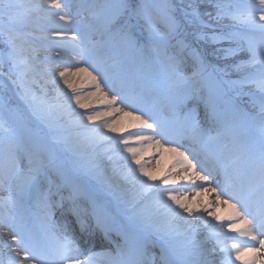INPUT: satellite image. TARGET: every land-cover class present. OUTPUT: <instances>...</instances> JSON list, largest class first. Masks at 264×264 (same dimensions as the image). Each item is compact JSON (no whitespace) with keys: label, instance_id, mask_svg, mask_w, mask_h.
<instances>
[{"label":"bare ground","instance_id":"6f19581e","mask_svg":"<svg viewBox=\"0 0 264 264\" xmlns=\"http://www.w3.org/2000/svg\"><path fill=\"white\" fill-rule=\"evenodd\" d=\"M47 2L50 0H24L25 8H39L40 11L30 12L27 18H21L22 23L26 25L23 31L30 33L31 37L35 38L31 43L35 49V61L29 56L28 67L21 69V71L27 72L21 87L16 86V74L10 73L6 65L3 67L13 80V90L24 99L25 106L28 108L27 115L25 111V113L22 111V107V109L18 108V114L23 115L25 120L29 121L31 128L37 134L32 137L30 130L24 129V127L21 129L20 124L15 123V113L12 114L14 118H11L3 111L0 113V135L6 136L2 139L5 142V148H7V141L10 137L16 139L19 147L21 172L26 171L25 165L29 164L28 157L39 148L37 155L31 159L30 167H39L40 173L37 176V183L30 191L18 187L16 179L9 181L5 178V182L0 186V199L6 203L10 201V206L0 207V261L7 264L8 253L11 248L16 247L15 244H12V236L17 230L13 228L12 218H9L11 213L12 217L16 218L15 222L21 218V222L36 223L44 234L45 229H51L53 221L59 228L68 225L70 234L74 236L80 252L84 257L94 255V264H131L137 249H142L145 254V264H168V261L172 259L168 245L150 228L138 224L133 219L138 211L151 204L155 199V194L142 196L144 189L139 185L134 186L124 181L123 177L127 174L128 165L121 159L124 153L118 143L119 137L106 133L103 128L97 125H90L87 121H82L83 110L76 108L75 104L71 102L72 94L64 88L57 76V73L65 67L71 73L75 67L84 66L83 63L77 65L76 61L81 60L83 50L88 48L89 41L95 42L92 47L93 51L97 48L101 49L104 38L102 33L98 32L100 24L107 20L109 15L106 10L109 0H63L64 6L59 12L71 19L73 21L71 24H64L57 16L50 15L57 10L49 9L46 6ZM7 14L8 9L5 8V35H8ZM147 16L156 25V32L165 30V23H162L160 19H152L149 15ZM54 33H63L67 36L79 35L76 41H71L53 39ZM73 44L76 45L75 48L72 46ZM101 53L100 61L91 59L89 62L100 64L111 75L126 80V89L132 93H142L143 95L151 93L150 89L141 83H136L134 79L136 72L143 68L141 65L143 59L139 57V49L135 54H129L126 61L122 58V61L116 65L110 64L107 60V66L101 62L102 59H106L110 55L111 50L103 49ZM122 54L117 52L118 56ZM175 55L178 58L175 64L178 69L188 70L190 65H193L188 56L182 59L178 53ZM89 70L91 71V69ZM65 79L73 89H80L81 85H84L81 91V103L100 106L99 108L90 107L89 111L109 110L100 104L99 94L89 95L94 89L87 86L86 79L72 75ZM53 80L55 83H52ZM112 87L114 92L119 93L118 89L121 90L118 81H113ZM5 91V96L9 97L8 89L6 88ZM108 95L110 97L112 92H109ZM33 97L36 99L34 100ZM0 98L3 99V96ZM120 107L124 108V105H120ZM184 108L196 112L195 129L205 141L208 138L210 140L217 139L218 155L221 151L223 152L221 155H225L220 166L221 170L232 161V158L228 156L229 151H233L237 155L239 154L236 149L238 145H245L247 149H250V144H258L257 139L260 136L255 134V138L247 139L248 128L242 126L238 117L213 113L210 99L205 96V93L196 92L193 94V100ZM166 109L170 108L167 106ZM216 111H220V109L217 107ZM49 112H51V116L47 115ZM166 112L164 110V115L169 116ZM230 115H232L231 111ZM28 117H31L30 119L35 123L30 122ZM36 124L39 125L38 129ZM129 124L127 118H122L114 127L121 130ZM26 125L28 127V124ZM102 137L109 138L102 139ZM157 138L159 139L158 136ZM161 143L164 144V147H169L163 140ZM54 146L61 150V153L67 157L66 160L55 158ZM156 152L155 147L143 151L141 153L142 163L145 164L147 171L163 176L170 171L173 157L170 153L163 152L160 156H156ZM240 153L239 155L246 160L253 156L249 155L247 151ZM217 179L219 180V178ZM85 181L88 183L87 186L84 184ZM91 182L108 194L105 197L99 194L101 191L95 187L93 189ZM74 185H79L86 196L74 200ZM41 193L46 195L48 202L53 205L50 209L41 202ZM135 198H139L141 203L134 211L132 202ZM188 202L194 203L196 207L200 208L207 204L208 211L221 218L230 212L225 205H217L215 198L206 193H201L195 201L192 196H188ZM6 209L8 212L4 211ZM74 209L79 211L80 217L84 221L85 231L83 232L76 223ZM101 209L114 221L110 223L107 234L102 228L97 227V221L93 215L94 211ZM181 215L192 221L194 227L198 229L195 239L201 247L202 258L199 261H193V264H224L225 256L219 249L224 244L233 242L232 239L225 238L234 237V234L224 232L223 228H218L214 234L212 228L204 227L201 221L195 217H187L184 213ZM200 216L209 220V224L215 223L209 219L207 212H201ZM168 219L170 217L157 215L152 222L160 224ZM20 225L22 226V223ZM20 225L17 224V226ZM172 226L176 232H183L187 227L182 221H173ZM3 227L8 228L7 231ZM29 230L31 229H27V231ZM51 236L55 239L52 232ZM191 236L192 234L189 233V237ZM184 242L183 237L177 236L174 244L178 246ZM238 243L248 245L251 244V241L240 240ZM5 244L9 247L5 248ZM22 254V252L18 253L19 256ZM16 258L18 259V257Z\"/></svg>","mask_w":264,"mask_h":264},{"label":"snow or ice","instance_id":"6c2138e0","mask_svg":"<svg viewBox=\"0 0 264 264\" xmlns=\"http://www.w3.org/2000/svg\"><path fill=\"white\" fill-rule=\"evenodd\" d=\"M249 2L252 3L253 7L247 16L241 18L238 13L234 12L231 14V18L236 24L258 29L264 34V0H249ZM46 6L49 9L57 10L50 15L57 16L64 24L73 23L71 19L59 12L64 6L63 0H50ZM128 7L129 5L126 4L125 0H109V4L106 5L109 14L108 28L109 30L114 28V34L123 43L135 48L138 47V41L129 25L122 20V16L127 12ZM189 7L191 11L182 10L185 24L190 27L193 25H198L201 28L208 27L202 20V14L199 10L191 7V5ZM5 8L8 9V35L4 33ZM217 8L219 11H223L221 5L218 4ZM33 11L38 12L40 9L25 8L24 0H0V69L6 65L10 73L16 74L15 83L18 88L21 87L22 80L27 75V72L21 71V69L28 67V57L31 56L32 60L35 61V49L31 46L32 40L35 38L31 37L30 33L23 31L26 25L21 21V18H27L28 14ZM173 11L167 8L165 10V26L168 35H174L179 28V23L172 14ZM134 15L138 21L144 23L150 34L157 35L156 25L149 20L143 5L136 8ZM203 15L213 18L210 12H205ZM215 18H219V14ZM78 35L67 36L63 33H54L53 39L76 41ZM196 39L211 45H219L226 41L239 44L241 40H244V43L248 44L247 51L250 59L244 64L233 65V70L239 71L245 66L255 68L256 65H259L260 79L256 81L255 73L250 72L244 75L243 80L236 83H256L259 91L264 93V45L257 49L238 32L216 35L215 30H212L211 34L201 31L196 34ZM72 46L76 47L75 44ZM237 51V48L231 47L217 49L218 53H223V59H230L236 55ZM93 55L92 48H85L81 60L76 61L77 65L83 63L84 66L75 67L71 73L65 67L57 73V76L64 88L72 94L71 102L75 104L76 108L83 110L82 121H87L90 125H97L103 128L106 133L119 137L118 143L124 153L121 159L128 165L127 174L123 177L124 181L134 186L139 185L144 189L142 196L155 194V199L151 204L138 211L133 219L138 224L150 228L168 245L172 257L168 264H193V261H199L202 258L201 247L195 239L198 229L194 227L192 221L185 219L181 213L187 217H195V219L200 220L204 227L212 228L214 234L218 228H223L226 233L234 234V237L225 238L232 239L233 242L226 243L219 249L225 256L224 264H264V99H261L257 105L259 109L258 125L261 133V145L258 154L250 156L244 162L242 171H238L236 174L229 175L230 165L224 166L218 180L211 172L207 171L205 164L190 149L183 148V144L179 140L167 139L171 134L182 136L185 130L191 127L189 140L192 143H206L204 138L198 135L195 127H192L186 118L181 117L179 112L181 104L178 101H173L169 116L154 112L150 114L148 111L133 107L127 102L126 96L114 92L112 87L113 81H118L121 92H123L127 87V81L116 75H111L100 64L90 63ZM193 56L198 60L200 59L197 53H193ZM165 58L166 53H161L162 62H166ZM69 75L81 76L86 79L87 86L94 89L89 95L96 96L99 94L100 104L109 110L89 111L90 107L99 108L100 106L81 103V91L84 85H81L80 89H73L68 80L65 79ZM52 83H55V80ZM173 87L177 97L182 90V86L178 83L174 86L169 85V100H172ZM109 92H112L110 97ZM33 99L36 98L33 97ZM120 105H124L129 110L123 111ZM4 107V104L0 103V113L4 111ZM47 115L51 116V112ZM122 118H127L130 124L118 130L114 125ZM157 136L159 139L155 138ZM108 138L102 137V139ZM161 140L171 146L164 147ZM152 147L157 149L156 156H160L163 152L170 153L173 157L170 171L163 176L147 171L145 164L142 163L141 153ZM237 148L242 153L247 151L245 145H238ZM38 152L39 148L31 153L28 157L29 164L25 165L26 171L21 172L19 147L16 139L10 137L7 141V148H5L4 140L0 139V186L5 182V178L9 181L16 179L18 187L30 191L37 183V176L40 173L39 167H30L32 157ZM212 158L218 164L220 163L221 158L219 156L213 154ZM242 178L247 180V189L243 187ZM237 182L242 184L241 189L232 191ZM74 193V200L86 196L79 185H74ZM201 193L213 196L217 205L223 204L230 210L229 214L221 218L209 212L207 204L200 208L196 207L194 203L188 202V196H192L193 201H195ZM41 202L49 209L53 206L43 193H41ZM139 203H141L139 198L133 200L134 211ZM5 206H10V201L7 203L0 201V207ZM253 208L255 211L252 210ZM201 212H207L209 219L215 223L209 224V220L200 216ZM73 214L81 232L85 231V224L79 211L74 209ZM93 215L96 218L97 227L102 228L107 234L110 223L114 222L113 218L107 216L102 209L94 211ZM157 215L170 217V219L160 224L153 223V218ZM173 221H182L187 227L183 232H176L172 226ZM21 231L22 229L12 236V244H15L16 247L11 248L8 253V264H94V255L83 256L70 234L68 225L57 228V231L61 233L59 239H54L51 236V229H45L43 237L38 233H24L21 236ZM189 233L192 234L191 237H189ZM177 236L183 237L185 241L178 246L174 244ZM240 240L251 241V244L241 245L238 243ZM4 247L8 248L9 245L5 244ZM20 252L23 254L17 259L16 257ZM0 264H3V261H0ZM131 264H145V254L142 249H137Z\"/></svg>","mask_w":264,"mask_h":264},{"label":"rangeland","instance_id":"374dc122","mask_svg":"<svg viewBox=\"0 0 264 264\" xmlns=\"http://www.w3.org/2000/svg\"><path fill=\"white\" fill-rule=\"evenodd\" d=\"M125 2L129 7L127 12L122 16V20L129 25L134 33L138 41V47H129L114 34V28L109 30L108 15L107 20L100 24L98 33H102L104 38L102 44L108 48L107 50L109 51L112 47L110 55L106 58L107 60L111 59L109 63L116 65V63L118 64L122 61V58L126 61L129 54H135L139 49V57L143 59L141 65L144 67L138 71L140 75L139 78L134 76L136 83H141L142 80L145 82L152 81L154 83L152 86L153 88L151 84L148 86L150 90H152V93L158 92L161 97L166 98V101L169 100V85L174 86L178 83L182 86V90L177 97L173 87L172 99L175 101L183 100L185 104L193 100V94L196 92L205 93V96L210 99L213 113H223L232 117H238L243 127L249 125L248 134L253 136L251 132L253 127L251 125L250 116H248L249 111L259 114L257 105L261 99H264V93L259 91L256 83L238 84L236 82L243 80L244 75L250 72L255 73V80L259 81V65H256L255 68L245 66L239 71L233 70V65L237 63L244 64L250 59L249 52L247 51L248 44L244 43V40H241L239 44L226 41L219 45H211L196 39V34L201 31L211 34V31L215 30L216 35H227L229 33L238 32L245 37L253 47L259 49L261 45H264V35L258 32V29H251L248 26L236 24L231 18V14L234 12L238 13L241 18L247 16L253 7L252 3H250L249 0H125ZM218 4L223 7L222 12L217 8ZM141 5H143L145 13L149 15L150 18L160 19L162 23H165L166 8L174 10L172 14L179 23V28L176 33L174 35H168L167 28H165L163 32H157L155 36L150 34L146 30L144 23L136 20L134 15L136 8ZM189 5L199 10L202 14V20L208 27L201 28L198 25L190 27L185 24L182 10L191 11ZM205 12H210L213 18L204 16L203 13ZM218 14L219 18H215ZM257 23L259 22L257 21ZM94 44V41H89L88 48H92ZM230 47L238 49L236 55L230 59H223V53L217 52L218 48ZM117 52L123 54L118 56ZM98 53L97 48L92 60L98 56ZM161 53H166V62H162ZM175 53H178L180 58L188 55L192 59L193 66L188 70L178 69L177 66H175L178 60ZM193 53H197L200 59H196ZM105 61L106 60L103 62ZM146 70H148V72H146ZM160 75L161 77H159ZM12 84L13 80L10 74L6 72L4 68L0 69V97L3 96V99L0 98V103H3L5 106V115L14 118L12 114L15 113V123L20 124L21 129L24 127V129L30 130L32 137H35L37 133L31 128L29 121H26L23 115L18 114V108H23L24 110L22 109V111H25L27 115L28 108L25 106L24 99L19 97L13 90ZM6 88L10 94L9 97L5 96ZM217 107L220 111H216ZM122 109L123 111H128L126 107ZM230 111L232 115H230ZM255 121H258V116H256ZM30 122L35 123L31 119ZM26 124H28V127ZM36 127L38 129L39 125L36 124ZM259 131L256 130L257 133ZM4 138H6V136L0 135V139ZM259 140L261 141V138ZM36 147H38V145H36ZM54 149L56 151V159H67L58 147L54 146ZM85 183L88 185L87 181H85ZM91 185L93 189L95 187V189L100 190L92 182ZM99 194L105 197L108 193L101 191ZM17 257L19 258V255H17ZM6 263L8 264V262Z\"/></svg>","mask_w":264,"mask_h":264}]
</instances>
